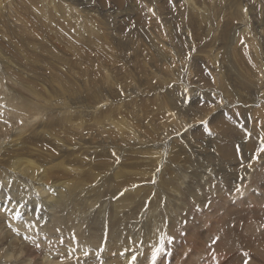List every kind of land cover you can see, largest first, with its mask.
Masks as SVG:
<instances>
[{
    "label": "rangeland",
    "instance_id": "1",
    "mask_svg": "<svg viewBox=\"0 0 264 264\" xmlns=\"http://www.w3.org/2000/svg\"><path fill=\"white\" fill-rule=\"evenodd\" d=\"M2 1L0 34L4 38L0 36V44L7 41L9 47L30 44L27 58L33 59L30 64H36V75L44 72L53 80H60L71 106L79 104L80 96L74 90H81L80 82L87 86L85 80L89 74L96 90L114 88L118 93L109 99L104 95L106 100L90 104L97 118L98 115L102 118L100 114L111 107L117 109L121 103L129 107L125 105L117 114L115 124L109 120L99 125L86 112L82 115L88 121L86 129L75 127L76 114L74 121L70 117L65 122L61 120L50 132L33 128L34 133H30L36 137L37 147L33 146L32 150L41 154L39 159L36 157L41 164V183L21 175L16 181L5 164L0 171V264H133L132 257H136L134 264H153V253L161 247L162 238L163 251L157 255L155 264H165V259L169 260L168 264H244L245 260L249 264H264V201L259 203L254 196V193L264 194V157L255 168H247L246 163L237 169L235 162L218 150L219 146L248 155L252 153L247 146L249 140L259 148L264 146V0H195L198 9L210 13L198 27L189 25L187 17L192 13L183 0H137L134 6L130 0H121V9L112 1L106 7L107 0H80V5H88L91 10L81 15L86 17L87 26L97 20L106 28L124 29L116 37L110 32L109 38L119 50L115 45L112 51L116 54L112 57L110 53L109 60L107 43L101 42L96 67L90 66L89 59L86 63L82 60L86 55L80 41L83 30L82 37L75 39L56 25L64 22H46L37 15L39 11L30 8L27 0ZM54 1L39 0L38 7L44 12L56 5ZM39 19L50 26L47 31L39 24L36 27ZM224 24L238 25L241 30L229 56L225 52V59L228 42L221 35ZM141 26L145 38L135 37ZM197 31L203 33L199 38L195 37ZM31 40L40 42L36 45L42 44L43 48L32 49L36 46ZM154 40L158 41L159 55L152 48ZM131 46L142 51L139 59L130 50ZM20 50L26 54L25 49ZM4 58L8 63L0 62V129L3 130H0V146L11 142L25 126L32 128L35 124L30 126L33 116L20 103L26 101L41 107L39 125L45 121L51 124L49 118L63 113L59 109L61 97L52 105L47 103L49 95L56 94L52 85L36 84L32 77L22 79L15 66H11L13 60L9 54ZM147 58L156 63L158 70H148L151 72L146 76L144 71H137L135 79L144 83L146 77L151 83L141 87L127 69ZM231 66L238 70L236 74L245 75L252 83L248 85L257 94L252 99L247 98V90L234 87L231 74L226 72ZM115 79H121L120 90ZM26 83H33V92L24 90ZM224 88L231 91L230 97L224 94ZM88 92L89 89L85 97ZM117 100L115 104L113 101ZM217 115L221 123L232 126L227 135L223 136L219 128L216 133L209 128ZM64 147L68 150L64 164L59 166L64 159L58 158L52 163L57 166L45 170L44 164L59 156ZM85 147L88 152L83 155ZM77 153L82 154L84 163L96 157L92 164L100 168L99 164L103 163L106 169L99 171L96 178V172L92 176L86 172L79 176L69 165L78 160ZM260 155L264 156V152ZM172 156L173 162L167 159ZM154 158L158 160L153 163ZM174 167L180 168L189 180L178 190L177 201L170 200L173 192L170 181L177 175ZM215 168L221 170L220 174L212 171ZM153 171L160 176L152 179ZM95 179L100 182H93ZM203 179H209L211 184L199 189L197 186L203 184L200 181ZM74 183L76 188L81 184L77 192ZM162 183V190L155 188ZM139 189H147L150 199L133 195ZM65 192L74 194L63 205ZM57 197L60 208L43 205L57 203ZM157 197H161L159 202L154 201ZM127 202L126 210L117 211ZM170 206L176 208L169 210ZM152 218H157L160 225L157 231ZM155 232L159 233L157 241L156 238L154 242L148 241L146 236L151 233L155 236ZM203 232L213 233L214 238L207 243L199 241Z\"/></svg>",
    "mask_w": 264,
    "mask_h": 264
},
{
    "label": "bare ground",
    "instance_id": "2",
    "mask_svg": "<svg viewBox=\"0 0 264 264\" xmlns=\"http://www.w3.org/2000/svg\"><path fill=\"white\" fill-rule=\"evenodd\" d=\"M27 1H28V4L30 5V8L33 6L34 11H39V14H37V15L40 18L42 17L43 19H45L46 22H48V21L49 22H64L63 23L64 25H61V24H56V25L57 26H60L61 30H63L69 36H71V37H73L75 39H80L82 37V33L81 32H82V30L84 31V33H83V39H80V41L82 42V45H83L82 50L84 51V53L86 55L84 57H82V60L86 63V60L89 59V64H90L91 67H96L97 59H98V56L100 55V49H101V45H102L101 42L102 41H105L107 43V46H106L105 49L107 51V58H108V60L110 58L109 57V54L110 53H111L110 56H112V57H114V55L116 54L114 51H112L113 47H115L116 44L109 38V36L112 35L110 32H112L114 34V35H112L113 37H116L115 35H119V33L124 32V29L122 27H118V26H115L113 29L106 28L105 27V24H103V22H99L97 20H96V23L97 24L94 21H92L87 26L86 25V22L87 21H85V18L86 17H82L81 15H87L88 12H91V10L89 9V6L88 5H86V6L80 5L79 4L80 0H55L54 1L55 4L56 5H59V6H56L55 5L56 7L55 6L54 7H49L44 12L41 11L39 9V7H38L39 0H27ZM65 1H67V3ZM108 1H112L114 4H116V6L119 9H121V7L123 6V3L121 2V0H107V4L106 5L104 4V2H105V0H104V2H102L101 4L103 6L105 5L106 7H108ZM130 1H131L132 6H134L135 5L134 1H137V0H130ZM183 1L186 4V6L189 8V10L191 11V13H192L190 15V17H187V21L189 22V25L190 26L195 25V26L198 27L201 23L204 22V20L207 19V17H210V13L209 12L202 11V10H200V9L197 8V6L195 4V0H183ZM2 2L3 1L0 0V8H2ZM63 2L66 3L65 6H63ZM134 8L136 9V6ZM54 9L56 11H54ZM103 9L106 10L105 7ZM123 15H124V13H123ZM77 23L80 24V25H78ZM99 23H100V25H99ZM36 24H37L36 25L37 28H38V24H39V25L43 26L46 29V31L50 27L47 23H42L40 21V19L37 21ZM95 24L97 25V27H96ZM98 25H99V28H98ZM256 27L258 29L261 28L260 25H256ZM139 29H141V30H140L139 33L138 32L136 33L135 37H144V30H143L142 26ZM28 34H29V32H28ZM85 34H88V36L85 37ZM240 34H241V30L238 27V25H236L234 27H229L226 24L223 25V29L221 30V35L224 38H226V41L228 42V44L226 45L227 48H225V51H224L223 59H225L227 57L225 55V52H227L228 53V56H229L230 47H231L232 44H234L233 42L235 41V39H237L240 36ZM202 35H203L202 32H198L197 31L195 33V37L196 38H199ZM0 36L3 37L1 34H0ZM208 36H210V34H208ZM24 38L29 39L26 36ZM92 39H94V40H92ZM30 43L33 46H36V47H33L32 49H40V48L42 49L43 48V45L42 44L41 45H38V47H37L36 44H38L40 42H38L36 40H33V41L31 40ZM151 43L153 45V47H152L153 50L156 52V54L159 55L160 54L159 53L160 50H159V46H158V41H155L154 40ZM7 44H8V41L5 42V43H1L0 44V52H2L0 54V59H1L0 62L1 63H3V64L4 63H8V62H4V61H7V60H5L4 57H5V54H9V56H10L9 59L10 60H13V61H11L12 62V65L11 66H15L16 71L21 75V78L22 79H25L26 80V79L32 77V80L35 81L36 84L37 83H45V84L52 85L53 91L56 94L51 93L49 95V97L47 99V103L48 104L52 105V104L56 103L55 100L58 97H61V103H60L61 106H60L59 109L60 110L63 109V113H61L60 115H57L56 114L54 117L49 118L48 121H51V124H49L48 122L46 123V121H45L43 123V125H39L40 112L43 111V110H41V107L39 105H36L34 103H31V102L28 103L26 101L23 104L20 103V105L22 107H27L28 110H29V113L31 114L30 116H33L32 117V120H31V123H30V126L32 125L33 122L35 124L33 123L34 125L31 126L32 128H29V127H26L25 126L22 129L21 134L16 135V137L11 142H9L7 144H4V146H0V171L3 170V166L5 164L6 166H8V169H10V171H11V173L13 175V178L16 181H18V176L21 175V178H27V179H29L32 182L41 183V179H42L41 178V169H40L41 168V164L36 159V157L39 159L41 157V154H40V151L39 150H36V151L35 150H32L33 146H36L37 147V143H36V140L37 139L30 132L34 133V129H41L44 132H50L51 129L53 128V126L55 124H57L59 121H61V120H63L65 122V121H67L68 117H70L74 121L75 114L78 117V121L77 122L75 121V123H76L75 127L76 128L86 129L85 126H87L88 121L82 117V115L84 113H86V112L91 113L92 122H95V123H97L99 125H104L109 120H111V123H114L115 124L114 121L116 119L117 114H119L123 108H125V107L128 108L129 106L125 102L124 103H121L120 102L121 104L120 105H117V109H112V107H111L110 110H108V112L105 111V112H102L100 114V116H103L102 118H99V115H98V118H97L96 115L92 112L93 106H90V104L92 102H94V101H96V102L100 101V103H101L102 100H106L105 96H107L108 99H109L110 98V95L118 96V93L116 92V89H114V88H112V89L103 88V89L96 90L95 87H94V85H91V79H89L90 78V75L88 74L87 75V79L85 80V83L87 84V86H85L83 84V82H80L79 85L81 87V90L80 91L74 90L75 94L80 96V101H79V104L78 105L77 104H73V106H75V108H73V106H71V104L69 102H67V100H66V93H65L66 87L63 86V84L61 83L60 80H53L52 78H50V76H49L48 73H44V72L43 73H39V74L36 75V72H37L36 64L34 62L32 64H30L33 59H28L27 58L28 55H29L28 48L31 47L30 44H28V47H25L24 45H18V46L17 45H14L12 47H9V45H7ZM132 45H135V44H132ZM21 47L26 50L25 51L26 52L25 55L21 52V50H20ZM118 50H119V47H118ZM130 50L135 51V57H136V59H139V57L142 56V51L139 49L138 46L137 47L131 46V49ZM147 59H149V61ZM147 59H143L142 61H139L138 60L136 62V65L134 64L133 68L130 69V67H129L127 69L129 71L128 72V75H132V78H134L136 72L139 71V70L140 71H144L143 72V76H146L147 74H149V72H151L153 69L155 71H156V69L158 70V66L156 65V63H154L151 58H147ZM241 62H243L245 64L244 58L242 56H241ZM243 63H241V65H243ZM77 65L80 66L81 63L77 62ZM132 69L134 70V73H133V71H131ZM148 70H151V71H148ZM240 70L243 71L242 68H240ZM228 71L231 74V78H233V85H234V87H237L240 90H247L248 91V94L249 95H248L247 98H251L252 99V96L253 95H257V94H254V93H256V90L254 89V87L251 88V86L248 85V84H252V83L249 81V79L247 77H244L245 75L243 76L241 74H236L235 72H237L238 70L235 69L234 66L229 67L226 70V72H228ZM141 76H142V74H141ZM127 79L130 80L131 78H128L127 77ZM89 80H90V82H88ZM135 80H136L138 86H141V87L144 85V83H145V85L146 84L151 85V83L146 79V77L143 79V80H145L144 83H142L140 80H137V79H135ZM120 81H121V79L120 80L115 79V81H114L115 82V85L117 87V90H120L121 89V88H119L120 87L119 86ZM1 85H2V83H1ZM23 88H24V90L26 92H33L34 85H33V83H26V84L23 85ZM123 88L124 87H122V90H123ZM148 88H149V86H148ZM1 89H2V87L0 88V90ZM88 89H89V92H88L87 96L85 97L86 90H88ZM145 89H143V91ZM61 91L63 93H60ZM223 92L228 97L231 96V91L228 88H224ZM98 94H99V96H98ZM236 95H237V92H236ZM83 99H84V101H83ZM113 102L116 104V102H119V100L113 101ZM10 104H12V102ZM122 105H123V107H122ZM125 105H127V106H125ZM113 112H115V113H113ZM124 120H126V119L124 118ZM208 126H209L210 129H213V131H214L213 133H216V130L219 128L222 131L223 136L224 135H227V133L230 130H232V126L229 123H227V122L221 123L220 118L218 117V115L214 117V120H212L209 123ZM0 130H2V128ZM194 130L196 131V130H200V129H194ZM219 140H220V137L218 138V140L216 142H218ZM247 146L248 147L250 146V150L252 151V153H250L248 155L246 153L241 152L240 150H236V149L234 151H227V150L221 149V148L219 149V146H218V150L220 151V154L223 157H226L227 159L230 158V161L231 162L232 161L235 162L234 165L236 166L237 169H240L238 166H245L246 163L249 164V166H247V168H249V167L250 168H255V166L257 165L258 161H260V159L263 158L264 156L260 155V148L258 147V145L256 144V142H253V141L249 140ZM67 151H68L67 150V147H64L61 150V152L59 153V156H56L55 159H53L51 162L45 163L44 164L45 170H49V169L57 166L58 164L57 165H52V163L55 162V161H57L56 159H58V158H63L64 159V160H62V162H60V160H59V162H60L59 163L60 164L59 166H62L64 164V162H65V158H66L65 155H67V153H68ZM86 152H88V148L87 147H85L84 149H82V154L83 155ZM188 152H190V151H188ZM174 153H177V152H174ZM82 154L81 153H77V155L75 156V158L78 159V160L71 161L69 163V165L71 166V170H73L74 172H76V174H78L79 176L83 172H86V173H88L91 176H92V174L94 172H96L95 173V178H96V177L99 176V173H100L99 171H101V170L104 171L106 169V166L103 167V165H104L103 163H100L99 164L100 168H97V167H95L92 164V161H94L96 159V157H91L90 158L91 159V162L90 163H84L82 161V159H81ZM19 156H22L23 158L20 159ZM177 156H178V153H177ZM173 157L174 156H172L170 158H167V159L169 161L173 162ZM14 158H17V160H13ZM157 160H158L157 158H154L151 162L154 163ZM135 168L138 169V170H144L140 166H135ZM172 169L175 170V172L177 173V175L170 181V184L172 185V190H173L172 196H171L170 200L171 201H177L178 197L180 196L178 194V190H180V189L183 188L182 185L184 184V181L189 182V180H187V176H185V175L182 174V170L180 168H175L174 167ZM145 171H147V173H151L152 172V170H145ZM212 171H216L217 174H220V171L221 170L215 168V170H212ZM245 171H247L248 173H252L250 170H245ZM239 172H241V171H239ZM242 175L244 176L245 174H242ZM159 176H160V173L159 172H156L155 171V175H154V171H153V177H152V179H154L155 177L157 178ZM243 176H241V177H243ZM100 177H102V176H100ZM193 179H196V177L193 176ZM241 180H244V179H240V180L239 179H236L235 181L241 182ZM200 181L203 184L197 186L199 189L204 188L205 186L207 187V186H209V184H211V182H210L209 179H203V180H200ZM93 182H100V180H96L95 179V180H93ZM170 184H168V185H170ZM78 186H81V184H79ZM78 186L76 188V185L74 183V190H76V192L78 191ZM163 186H164V184L162 183L161 185H155V188H157L158 190L159 189L162 190ZM147 192H148L147 189L146 190L139 189L135 193L133 192L134 193L133 195H136V197L138 195V197H140V194H141V196H143L145 198H149ZM190 193L192 194V191H190ZM73 194H71L70 192H65V194H64V196L62 198V204L64 205L65 203L70 202V199H71V197H72ZM122 194H123V192H122ZM196 194L197 193H195V195ZM254 196H255L257 202L262 203L264 201V194L258 195V194H255L254 193ZM130 198H132V197H130ZM166 198H167V196H166ZM160 200H161V197H157V198L154 199L155 202H159ZM196 200H197V198H196ZM13 201H15V199H13ZM56 201H57V203H55V202H47V203H45L43 205L46 208H52L55 205H58V208H60V203L61 202H59V197H57ZM127 201H129V200H127ZM232 201L233 200H231L230 203H232ZM213 202H214V200H213ZM144 203H145V201H144ZM114 204L116 205V203H114ZM246 204H248V200H247ZM133 205H135V204L133 203ZM158 206H160V203H158ZM173 207H175V206H173ZM173 207L170 206V209L169 210H171V208L173 210ZM127 208H128V202L125 203V204H123V205H121L118 208L117 211H119L120 213H122ZM139 208H140V206H139ZM130 211H131V209H130ZM151 214H153V213H151ZM220 214L221 213H219V215ZM221 216H222V214H221ZM157 218H152V219H155V222H156L155 223V229H154L156 231L160 227V225H157L158 224L157 223L158 222ZM221 218L224 219L223 217H221ZM222 219L220 221H222ZM59 220H63V218H59ZM5 221H8V220H5ZM150 222H151V220H150ZM10 223L12 225L11 220H10ZM12 227L14 228V224L12 225ZM203 233L205 235L203 234L202 236L200 235L201 237H199V241H201L203 243H207L208 241H210L211 238H214L213 237L214 235L211 232H209V233L203 232ZM155 238H156V241H157V239L159 238V233L157 234L155 232V236H154V233H151V234H149V235L146 236V239H148V241H150V240L153 241V240H155ZM17 242L18 241H16V243ZM24 249L26 251V248H24ZM24 249H23V251H24ZM8 258H9V256H8ZM168 262H169L168 259H165L164 260V263L165 264H168Z\"/></svg>",
    "mask_w": 264,
    "mask_h": 264
},
{
    "label": "snow or ice",
    "instance_id": "3",
    "mask_svg": "<svg viewBox=\"0 0 264 264\" xmlns=\"http://www.w3.org/2000/svg\"><path fill=\"white\" fill-rule=\"evenodd\" d=\"M260 152H264V146H262L260 148ZM171 239H172L171 237L168 238L169 242H171ZM161 251H163V238L161 240V247L157 248L156 251L153 253V264H155L156 257ZM86 255H87V253H86ZM245 255L247 256V253H245ZM132 260H133V264H134L136 257H132ZM244 264H249V261L245 260Z\"/></svg>",
    "mask_w": 264,
    "mask_h": 264
}]
</instances>
